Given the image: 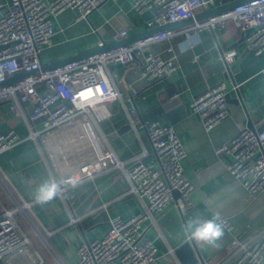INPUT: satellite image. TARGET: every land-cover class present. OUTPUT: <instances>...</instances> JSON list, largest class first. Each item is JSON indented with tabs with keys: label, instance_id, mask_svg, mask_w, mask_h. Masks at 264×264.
I'll return each mask as SVG.
<instances>
[{
	"label": "built area",
	"instance_id": "obj_1",
	"mask_svg": "<svg viewBox=\"0 0 264 264\" xmlns=\"http://www.w3.org/2000/svg\"><path fill=\"white\" fill-rule=\"evenodd\" d=\"M107 1L10 0L0 16V84L17 75L39 74L1 86L0 103L12 101L16 114L26 119L29 139L39 147L49 176L78 177L84 182L112 169H122L130 180V192L144 203V212L126 219L112 218L102 238L83 243L79 248L78 264H163L165 261L181 264L174 249L162 252L145 237L147 225L157 226V217L164 215L172 206L185 213L190 205L194 186L184 174L186 152L181 138L173 127L158 121L148 123L135 107L126 108L131 128L136 132L143 128L148 134L159 165V169H155L145 162L147 151L128 161L121 160L108 146L100 129L101 123L111 116L109 105L123 101L109 66H129L135 62L138 53H144L154 43L170 39L174 33H159L42 71V53L51 45L54 36L53 18L73 9L78 11L79 20L88 19ZM133 2L139 15L152 14L147 22L149 29L192 19L200 10L215 5L214 0ZM230 23L239 32L248 33V49L256 56L264 55V0L241 4L188 27L183 33L190 39L198 31L227 29ZM127 37V30H121L113 35L112 43ZM106 44L104 39H100L98 48ZM236 56L237 52L231 50L224 52L221 58L232 63ZM143 57L141 74L148 82L178 71L172 60H164L152 53ZM129 90L132 95L138 93L132 86ZM227 96V88L221 83L207 88L191 100L190 108L199 116L206 131H211L229 116ZM27 103L33 104L31 113L24 112ZM18 143L19 136L14 130L0 133V154ZM216 153L228 157L225 169L242 182L250 195L264 196V130L245 127L229 144L216 149ZM128 164L129 168H126ZM26 207L29 208L30 203L25 202L15 211L7 210L0 214V259L4 261L11 252L21 248L34 254L29 238L15 219V213ZM225 228H232L228 221ZM35 261V264H42L38 255ZM8 264H13V261ZM218 264H264V229L246 239H235L228 246V257Z\"/></svg>",
	"mask_w": 264,
	"mask_h": 264
},
{
	"label": "crops",
	"instance_id": "obj_2",
	"mask_svg": "<svg viewBox=\"0 0 264 264\" xmlns=\"http://www.w3.org/2000/svg\"><path fill=\"white\" fill-rule=\"evenodd\" d=\"M214 1L213 7L197 13L202 20L165 31L174 35L138 53L134 63L109 66L123 101L109 105L111 116L100 125L108 146L121 160L128 161L147 151L145 162L155 169H159V165L148 134L143 128L138 132L131 128L126 108L135 107L148 123L158 121L175 129L186 152L184 174L194 186L190 205L183 213L186 221L208 217L220 210L232 227L231 230L225 228L218 249L192 240L199 264H218L228 257V246L235 239H246L264 229V196L250 195L242 182L225 169L228 157L216 153V149L229 144L245 127L260 129L264 124V55L256 56L248 49V33L239 32L232 23L227 29H204L195 33L200 36V44L215 35L221 45L230 47L227 51L235 50L237 56L232 63L222 58L205 61L195 53V48L183 53L178 48L187 39L183 33L186 28L208 20L203 19L206 11L244 0ZM9 3L10 0H0V16ZM133 5V0H108L88 19L81 20L77 10H65L53 18L54 36L51 45L42 53L43 65L97 49L100 39L107 45L112 44L113 35L124 29L128 32L127 38L136 39L153 30L147 25L152 14L139 15ZM147 53L172 60L178 71L148 82L141 74L143 55ZM221 83L228 91L229 116L208 132L191 110L190 102L207 88ZM130 86L138 91L136 95H132ZM14 107L12 101L0 103V133L14 130L19 136L14 148L0 154V214L30 203L29 208L15 213V219L29 238L34 254L21 248L11 252L6 262L35 264L38 255L42 264H78L79 248L83 243L102 238L112 218L126 219L144 212V203L130 192L131 183L126 172L112 169L81 182L75 189L68 187L64 196L46 205L35 204L30 192L49 177V173L39 147L29 139L26 119L17 115ZM33 108L32 103H27L24 112L31 113ZM146 231L145 237L162 252L172 249L159 225L148 224ZM163 264L171 263L165 261Z\"/></svg>",
	"mask_w": 264,
	"mask_h": 264
},
{
	"label": "water",
	"instance_id": "obj_3",
	"mask_svg": "<svg viewBox=\"0 0 264 264\" xmlns=\"http://www.w3.org/2000/svg\"><path fill=\"white\" fill-rule=\"evenodd\" d=\"M251 1H253V0L235 1L231 4L226 3L222 7H217V8H214L212 10L206 11L205 14H203V19L207 20L210 17H213V16L219 15L221 13H224L226 11L232 10L241 4L249 3ZM242 2H244V3H242ZM199 20H202V19H200L199 14H196V16L192 19H186V20H182L179 22L166 24L164 26H159L157 28H154L153 30L147 31L145 33V35H143L139 39H146V38H149L153 35L163 33L165 31L170 30V29L177 27L179 25H184V24H187L189 22L199 21ZM139 39L126 38V39H123L122 41L117 42V43H112V44H108V45L106 44L102 48H97V49H94L92 51H87L85 53H81V54L73 56V57H68V58L62 59L60 61H56L50 65H43L42 71L52 70V69H55L59 66L66 65V64L74 62V61H79V60L85 59L89 56H92V55H95V54H98V53H101V52H104L107 50H111V49L117 48L119 46L128 45V44H131L132 42L137 41ZM227 50H230V47H227L226 45H221L219 43L218 38L215 35H213L212 38L204 41L203 43H201L197 47H195L194 51L197 55L201 56V58L203 60L208 61V60H211L213 58H221V56L224 54V52H227ZM36 74H39V72H33L30 74H21V75L14 76L13 78H10V79L6 80L5 82L1 83L0 87L8 85V84H13L15 82H18V81H21V80L27 78L28 76H32V75H36ZM169 93H170V91H169ZM228 98H229V96H227V99ZM258 130H264V124ZM175 194H176V197H178V194L177 193H175ZM157 222H158V225L161 228L162 234H163L164 238L166 239V241L168 242L169 246L175 250V255H176L177 259L180 261V263L181 264H199L200 258L197 254V250L194 246V242L192 241L191 237L187 235V232L184 228V226L187 223L184 214L181 213L179 210L172 208L171 210L166 212L164 215H162L158 219ZM0 264H8V263H6V261L0 259Z\"/></svg>",
	"mask_w": 264,
	"mask_h": 264
},
{
	"label": "clouds",
	"instance_id": "obj_4",
	"mask_svg": "<svg viewBox=\"0 0 264 264\" xmlns=\"http://www.w3.org/2000/svg\"><path fill=\"white\" fill-rule=\"evenodd\" d=\"M200 44L199 34H193L190 39L182 41L178 48L183 53L194 49ZM2 79V76H0ZM81 183L78 177L57 178L49 176L41 180L30 192L32 201L38 205H46L61 197L68 187L75 189ZM227 220L220 210L213 211L208 217H195L184 226L191 239L208 248L218 249L225 235Z\"/></svg>",
	"mask_w": 264,
	"mask_h": 264
}]
</instances>
